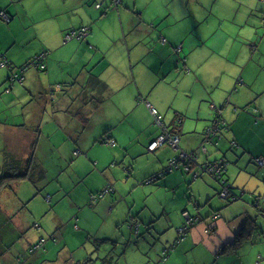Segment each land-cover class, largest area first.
<instances>
[{
  "label": "crops",
  "instance_id": "obj_1",
  "mask_svg": "<svg viewBox=\"0 0 264 264\" xmlns=\"http://www.w3.org/2000/svg\"><path fill=\"white\" fill-rule=\"evenodd\" d=\"M196 1L201 7L214 11L218 0ZM222 2L215 7L217 14H222L218 11ZM238 2L244 6V11L234 22L237 29L228 34L227 29H223L225 18L217 16L216 21L207 27L206 36L190 23L180 30V19L174 13L175 0H0V12L9 15V20L0 16V155H7L2 157L0 171L12 155L21 156L23 160L34 156L45 171V180L48 178V167L38 154H43L45 146L56 148L43 123L49 108L58 105L57 96L60 95L54 93V98L49 97L47 89L52 96L57 84L52 70L43 78L36 68L28 67L26 63L41 53V49L47 52L44 49L47 48L44 71L48 72V57H54L50 58L52 64L60 60L59 51L63 50L75 59L87 60L86 68L81 72L87 84L78 89L77 98L70 105L68 102V108L61 111L63 114L57 115L54 110L49 119H53L59 128H68L67 141L73 134H81L77 143H68L76 157L83 156L76 159L80 180L95 173L99 178L107 177L109 181L103 180L93 189L92 195L109 183L112 194L106 203L112 205L114 202V207L123 203H115L120 197L134 205L137 202L133 199L135 189L149 194L144 197L145 201L162 187L168 192L173 191L166 198L152 197V201L161 206L151 217L141 221V225H147L145 222L151 220L149 229L154 231H161L159 224L165 220L170 226L190 227L183 239L179 234L175 250L169 251L160 264H185L192 251L195 264H205L201 262L203 260L207 264H226L220 257L215 259V248L220 250L226 243L234 241L250 218L256 224V220H260L264 228V166L256 161L257 158L264 161V0ZM180 5L184 7L185 3L181 1L176 8ZM114 9L120 18L124 11L132 15L129 33L123 23L122 29L117 24H106ZM217 23L223 33L219 36L214 28ZM82 28L87 29L85 35L67 38L68 34ZM137 29L138 34L131 35ZM117 31L119 35H114L113 32ZM227 36H230V42L226 41ZM38 38L43 39L44 45L36 49ZM215 42L220 43L219 49L210 46L212 52L198 54L199 43ZM3 60L9 61L11 67L2 65ZM201 69L207 74L200 73ZM15 74H18L16 79ZM21 74L24 77L22 82ZM93 76L98 82L92 81ZM240 78L246 84H239ZM108 102L117 108L116 123L113 118L112 125L103 126L99 133L90 136L96 125L94 112ZM152 109L162 116L161 122H157ZM213 112L221 116V138L217 143H208L204 139ZM120 126L122 129L117 131ZM130 130L131 134L135 133L134 137H130ZM165 132L179 134V145L167 141L150 151L149 145ZM85 139L89 140L87 144L83 142ZM101 141L103 145H109L103 148H107L115 160L111 158L109 161L110 156L95 150L97 142ZM203 143H206V151L201 147ZM194 152L198 155L197 162L189 167L187 160ZM90 155L94 162L88 159ZM138 155L144 157L140 172L131 161L132 156ZM179 156L187 160L182 159L171 168V162ZM221 157L228 160L225 177L236 196L233 200L236 202H230V205L221 196H215L220 190L219 183L203 169ZM83 167L86 174L82 173ZM168 169L169 173L150 181ZM59 171L63 172L64 168ZM57 180L59 178L54 179ZM178 188H181L183 197L178 196ZM206 202L209 205L207 216L198 215L202 220L212 215L214 224L209 225V219L201 225L189 224L188 216L194 218L195 207L200 209ZM169 204L173 207L170 208ZM114 207L106 212L107 220L124 237L119 227L121 223L129 221L133 228L138 217L132 210L129 215L122 216ZM14 215L9 201L1 198L0 264H37L39 249L32 247V251L23 254L16 246L27 234V220L25 217L14 220ZM231 220H235L232 225ZM34 226L37 229L42 227L39 223ZM256 233L264 234V231L257 227L252 235ZM103 240L98 239L97 246L92 248V253L96 251L91 258L95 264H110L105 260L124 264L121 261L129 259L128 249L118 253L115 251L118 244L104 245L108 239ZM251 243V239H244L235 252L224 255L240 259L236 264H247L245 257ZM170 244L171 241H167L161 249ZM108 247L111 249L106 252ZM138 250L141 251L142 246ZM140 251L139 256L147 255L151 261L155 258L157 262L159 251L150 256L146 248ZM47 255L48 252L44 254ZM89 256L82 261L89 260ZM254 260L260 264L262 258L254 255Z\"/></svg>",
  "mask_w": 264,
  "mask_h": 264
},
{
  "label": "rangeland",
  "instance_id": "obj_2",
  "mask_svg": "<svg viewBox=\"0 0 264 264\" xmlns=\"http://www.w3.org/2000/svg\"><path fill=\"white\" fill-rule=\"evenodd\" d=\"M181 1L185 3L184 7H181L180 5V8H176V6L181 3ZM221 1L223 2L218 11H220L222 14H217L215 7L217 3ZM238 1L239 0H218L214 7V11H212L209 10V8L201 7L200 3H198L196 0H175L174 13L175 16L179 17L180 19V21L178 22L180 25V30H184L186 25L190 23L192 27L197 26V31L202 32L207 36V27L209 26V24L215 22L216 17L219 16L220 18H225V27H223V29H227L228 34H230L232 29H237V27H234V22L239 20V17L244 11V6L240 5ZM188 4H190L189 8ZM115 11L116 10L114 9V13L112 12V15L110 14L108 20L106 21V24L109 26H114L117 24L118 27L121 28L120 26L123 23L128 31L127 33H129V27L131 26V20L133 19L132 15L124 11L122 18H120L118 13H115ZM135 12L137 13V11ZM1 15L2 13L0 12V16ZM253 15H255V12H253ZM251 18H253L252 15ZM219 23L214 25L215 31L218 36L223 34L219 30ZM114 29H116V27H114ZM138 32L139 29L133 31L131 35L135 36V34H138ZM211 33L212 31L209 32V34ZM113 34L119 35V32H113ZM37 41L38 44L36 49H38L39 45H44V41L42 38H38ZM226 41L230 42V36L226 37ZM210 46L219 49L220 43H199L197 46L198 54H208L212 52L210 50ZM44 49L48 52L47 48ZM42 51L43 50L41 49V53L39 52L37 56H35L26 64L28 65V67L33 66L31 68H36V70L43 78L48 77L51 70L54 76H56L55 82L57 84L54 87L55 89L52 96L49 92L50 90H47L49 93V97L51 98L55 97L54 93H59L60 96H57L59 98L58 105L49 108L50 111L44 116V118L46 119L43 123L44 129L51 134V142L56 145V148L52 149L49 146H45L43 149L44 156L41 152L38 154V158L41 160L44 159L48 167V178L45 180V182L36 181L35 186L30 181L19 180L16 182L12 191H9L8 189L0 191V200L1 198H6V200L9 201V206L12 208V210H14V220L22 217H25L27 220V223L25 225L27 234H25L23 238L20 239V241L22 242L18 243L16 246L19 248V250H21V252H23V254L28 253V250L32 251V247H36V249H39L36 253L37 264H74L77 261L82 260V258H84L85 256L87 257L88 255H90V258L94 257L93 253H95L96 251L92 253V248H95L97 246V243L99 242L97 239H108V241L104 243V245L111 246L118 244L117 247H115L116 252L120 253L125 249H128V254L130 256L128 257L129 259L121 261L124 264H160V262L164 261L162 258L165 250H170V252H173L175 250V246L179 239V228L185 225H181L180 227L170 226L167 220H165L160 222L159 224L161 231H154L152 228L149 229V226H152L151 220L148 219L145 222L148 223L147 225H141V221L143 219H146L147 217H151L154 210H157L158 206H161L157 203H154L151 199L152 197L155 196L158 198H166L167 196H171L173 191L168 192V189L166 187H162L154 192L153 196L148 198L147 201H145L144 197L146 198L149 194L142 193L139 191V189H135L133 199L137 202L134 205L128 204L123 197H120L115 200V203L116 201H123V203L119 206L117 204L114 207V202L112 205H108V203H106L111 196L110 194H112V186L107 183L100 188V192L108 189L110 190L106 194V196L99 200H95L93 198V189L101 184L103 180L109 181L108 178H99L95 173L93 176H89L83 180H80V177L77 174L79 162L76 159L83 156L80 155L76 157V155H74L70 151V146L68 145V143H77L81 134H73L71 139L69 138V141H67L68 138L65 134L69 131L68 128H59L58 124L53 119H49L51 117V114L54 113V110L57 111V115L63 114L61 113V111L63 112V110L68 108V102H70V105L71 102L77 98V94L79 93L78 89H82V87H85L84 83L87 84L86 78H84L81 73L82 70L86 68L85 64L87 60L83 61L75 59L74 56L68 55L63 50H60V53L58 52V59L60 60H57L59 63L55 60L51 64L50 58L54 57H48L47 72L32 65V62L37 57L47 53ZM17 67L19 69L21 68V66ZM200 73L206 72L201 69ZM23 80L24 77L23 74H21V82ZM244 83L246 84V82ZM57 85H59V89L57 88ZM116 113L117 108L111 102L106 103L105 106H101L100 109L95 111L94 121L96 125L93 131H90V136L97 134V132L99 133L100 129L103 126L107 127L108 125H112L111 122L113 121ZM217 117L218 115L216 116V114L213 112V120L211 122L213 123ZM114 121V123H116L117 118L116 120L114 118ZM121 129L122 127L120 126L117 128V131H120ZM134 135L135 133H132L130 137H134ZM83 142L84 144H87L89 140L85 139V141ZM96 146L97 148H95V150L104 152L103 155L106 157L110 156L109 161L111 160V158H113L114 160L116 159V157L114 158L111 156V153L107 148H103L109 147L108 144L103 145L101 141L97 142ZM75 148L76 147L73 146L74 151ZM2 157L6 158L7 155H0V165L2 164ZM19 158H21V156H19ZM88 159H90L92 162L95 161L92 155H90ZM9 160H11L10 157L7 159V161ZM143 160L144 157L140 155L132 156L131 158V161L133 162L132 166L137 167L138 172H140L141 170ZM71 162H73V165H70ZM63 168L64 171L60 172L59 170ZM81 170L83 174H86L87 170H84V167L81 168ZM3 173L4 172L0 171V178ZM133 175V177H136L135 174ZM55 178H59V181H54ZM164 178L166 177H163V179ZM154 184H157V182H155ZM177 193L178 196L183 197L181 188L177 189ZM48 195V199L51 200L47 199ZM215 196L218 198L220 197L218 193ZM223 200L228 201L229 205L230 202H236L229 199ZM169 201H167L166 203H168ZM191 205L194 206L195 203L191 201ZM112 207H114V209H116V212L120 213L122 216L126 213H128L129 215L130 210H132L133 213L138 217V220L134 223L133 228L129 221L121 223L119 227L121 228L124 237L121 235V233L118 232L116 228L113 229L111 227L110 221L107 220L108 217L106 216V212ZM169 207L172 208L173 205L169 204ZM208 208V202H206L200 209L198 206H196V216H198V214H201L203 217L207 216ZM208 219L209 222H207ZM207 220L199 219L196 225H201L205 222L209 223V225L211 226L214 224L215 219L212 217V215L209 218L207 217ZM256 221L258 224V229L261 228V232L264 231V228H262L263 223L260 220ZM234 222L235 220H231V225L234 224ZM34 223H39L42 227L40 229H37V227L34 226ZM214 227L215 226H213L212 228ZM210 231L212 230L209 229V232ZM187 233H189V231ZM249 239L252 240V245L245 257L247 259V264H257V261L254 260V255H258L259 259L262 258L260 264H264V234L256 233L255 235H251ZM167 241H171L170 246L165 249H161V246L163 244H166ZM8 242H10L12 245H15L9 240ZM40 242H42V245H40ZM141 246V251L146 248L149 256L152 255L153 252L159 251V257L156 258L157 262L155 258L151 261L147 255H145V257L139 256L138 252L140 250L138 249H140ZM110 249L111 248L108 247L105 251L109 252ZM218 250L219 248L214 249L215 259L220 257L221 259L226 261V264H236L240 260L225 255L217 256ZM46 252H48V255L44 256ZM194 257L195 255L193 251L190 252L188 259H186L185 261V264L187 262V264H195L196 262L194 260ZM197 259L203 258L197 257ZM175 262H177V258ZM201 262L207 264L205 260ZM88 264L95 263L92 262Z\"/></svg>",
  "mask_w": 264,
  "mask_h": 264
},
{
  "label": "trees",
  "instance_id": "obj_3",
  "mask_svg": "<svg viewBox=\"0 0 264 264\" xmlns=\"http://www.w3.org/2000/svg\"><path fill=\"white\" fill-rule=\"evenodd\" d=\"M82 29H84V28H82ZM93 78H92L93 82H95V81L98 82V79L96 77L93 76ZM243 82L244 81L242 78H240L238 81V83H243ZM220 117L221 116L218 115V117L216 119L220 120ZM215 120H214L213 124H211L207 128V130L214 125ZM222 124H223V122H222ZM207 130L205 133L204 141L205 142L207 141L208 143L211 141L217 143L218 142L217 140H219L221 138V134H220L221 125L215 134H208ZM173 135H177L179 137V142H180L181 138H180L179 134L175 133ZM178 145H179V143H178ZM205 146H206V143H203V146L201 144V147L204 151L207 150ZM192 156L193 157H191L188 160L184 157H181V156L176 157L177 160L172 161L171 168L174 167V165H176L177 163L181 162L182 159H186L187 164L190 167L192 164L197 162V158H198V155L196 154V152H194L192 154ZM10 158H11V160H9V161L6 160L5 163L3 164L2 168H1V170H2L1 172H4V173L1 175V178H0V191H2L4 189H13L17 181L24 180V179H27L33 185L36 186V181L42 182L47 177L45 174V171L43 169H41V167L38 164V161L35 160L34 156H31L28 160H23L22 158L16 157L14 155L10 156ZM178 158H180V159H178ZM260 160H262V159L257 158V160H256L257 163L259 165L264 166V161L262 163V162H260ZM220 162L223 163L224 170L221 173H219L218 175H216L215 172L213 171V167H214V165H217ZM171 168L169 167V169H171ZM169 169L162 171L161 174H159V177L161 175H165V174L169 173L170 172ZM203 169H204V171H207L209 174H211L218 181L219 186H220V190H218V194L221 196V198L227 199V200L229 199L231 201L236 199V196L233 194L232 185H229V183L227 182V179L225 177V174L227 173V170H228V160L225 157H221V158L217 159L214 163H210L207 166H204ZM159 177H158V179H159ZM225 187L229 188V192L226 196L223 195V191H224ZM101 193H102V191H101ZM93 198L95 199V197H93ZM215 214H217V213H215ZM199 219H201L200 215L194 216V218L190 217V220H191L190 223L195 225ZM257 227H258V225L256 224V222L254 221L253 218L248 219L246 221L245 227L241 231H239L237 238L232 242L226 243L225 245H223L220 248L219 255H224V254H227L230 252H235L239 248V246H241L244 239H249L251 237V235L257 230ZM188 228H190L189 225H185V226L179 228V234H180V237L182 239L185 237L183 235H185L188 232ZM101 241L103 242L105 240L101 239ZM169 251L170 250L164 251L163 260L166 258V254L169 253ZM89 262L92 263L93 259H91V258L89 260L86 259V261L80 260L74 264H88ZM105 263L115 264L114 262H112V260L111 261L105 260Z\"/></svg>",
  "mask_w": 264,
  "mask_h": 264
},
{
  "label": "built area",
  "instance_id": "obj_4",
  "mask_svg": "<svg viewBox=\"0 0 264 264\" xmlns=\"http://www.w3.org/2000/svg\"><path fill=\"white\" fill-rule=\"evenodd\" d=\"M116 1L119 2L120 0H116ZM1 13H2L1 16H2L3 19L9 20V15L6 12H1ZM86 33H87V29L84 28V29H82L80 31H74V32L68 34L67 38H72V37H75V36H83ZM46 55H47V53L42 54L39 57H37L32 62V65L40 68L41 70H45L46 69V64L44 62V58H45ZM2 65H4V66H10L11 67V64L8 61H6V60H3ZM16 77H18V74H15L14 75V79H16ZM152 113L155 115L157 122L158 123L161 122V117L162 116L160 114H158L157 110L156 109H152ZM220 125H221V121L219 119H216L214 125L207 130V133L208 134H215L218 131V128L220 127ZM167 141L173 143L174 145H178V143H179V137L177 135H173L171 133L165 132L162 135H160L156 140H154L149 145V150L150 151H153L154 149H156L161 144H163V143H165ZM112 144H114V142H112ZM260 162L263 163V159L260 160ZM171 164H172V162H171ZM223 170H224V167H223V163H221V162L219 164H217V165H214V167H213V171L215 172L216 175H218L219 173H221ZM158 177H159V175H156V176L152 177V179L150 181H156L158 179ZM109 191H110L109 189L108 190H104V191H102V193L99 192L97 194H94L93 197H95L96 200L101 199ZM228 192H229V188L228 187H225V189L223 191V195L226 196L228 194ZM190 221L191 220L189 219L188 222L190 223Z\"/></svg>",
  "mask_w": 264,
  "mask_h": 264
},
{
  "label": "water",
  "instance_id": "obj_5",
  "mask_svg": "<svg viewBox=\"0 0 264 264\" xmlns=\"http://www.w3.org/2000/svg\"><path fill=\"white\" fill-rule=\"evenodd\" d=\"M188 218H190V216H188Z\"/></svg>",
  "mask_w": 264,
  "mask_h": 264
}]
</instances>
